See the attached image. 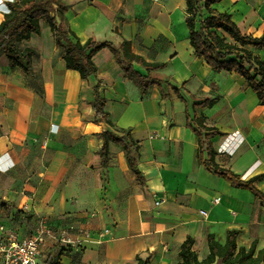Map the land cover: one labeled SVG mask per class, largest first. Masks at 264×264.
Instances as JSON below:
<instances>
[{"label":"crops","instance_id":"1","mask_svg":"<svg viewBox=\"0 0 264 264\" xmlns=\"http://www.w3.org/2000/svg\"><path fill=\"white\" fill-rule=\"evenodd\" d=\"M12 1L0 0V16ZM58 1L81 42L117 46L127 40L134 54L165 64L153 75L176 89L183 84L191 97L218 98L211 108L191 107L202 100L187 102L190 115L206 117L222 133L211 140L216 163L243 181L264 175V107L242 78L214 73L194 57L188 33L176 26L177 11L184 19L183 0ZM212 8L230 14L242 33L264 39V0H222ZM21 47L34 51L36 79L9 67L0 53V201L15 207H0V225L23 238L41 217L54 230L77 224L76 243L46 240L38 264L50 254L59 264H127L136 256L147 264H177L187 238L193 239L192 250L201 261L209 253L207 236L222 245L228 231L239 232L237 249L248 250L253 242L255 253L264 248V202L198 164L197 138L185 128L184 104L173 94L161 101L152 86L142 99L107 49L93 57L110 121L131 129L139 144L142 190L114 144L109 145V167L100 171L102 142L95 134L105 127L93 123L90 105L96 80L82 81L76 71L65 69L64 52L44 20L39 34ZM249 49L264 62L263 50ZM100 173L109 178L104 200L115 208L108 218L82 214L90 205L87 195L95 206L103 205L95 182ZM253 185L264 194V177Z\"/></svg>","mask_w":264,"mask_h":264},{"label":"trees","instance_id":"2","mask_svg":"<svg viewBox=\"0 0 264 264\" xmlns=\"http://www.w3.org/2000/svg\"><path fill=\"white\" fill-rule=\"evenodd\" d=\"M222 0H184V24L188 33V42L192 54L202 61L212 72L237 75L242 78L257 98L259 106L264 107V62L249 48L264 51V39L244 34L232 21L230 14L218 12L212 8ZM8 12L0 16V53L7 59L11 68H20L26 76L36 79L32 71V57L34 51L23 49L21 43L28 41L32 34H39L40 21L44 20L52 33L54 43L64 52L66 70L76 71L82 81L96 80L97 68L93 62L94 55L102 49H107L115 61L123 77L132 82L139 90L143 99L150 87L159 89L160 100L165 101L173 94L184 104L185 128L189 129L197 138L198 148L196 159L200 166L208 173L223 179L231 186L249 191L260 203L264 202V194L255 188L253 183L263 179L264 175L255 176L243 181L231 170L220 167L215 158L217 152L211 145V140L222 133L214 126H209L206 117L190 115L189 104L182 94L183 88H174L168 80L153 72L165 67L164 63H149L142 56L131 51L130 42L122 40L117 46L109 42H96L87 39L81 42L78 36L70 30L64 20L67 10L58 0H13L6 4ZM59 18V23L56 22ZM134 65L146 72L142 75ZM91 108L94 112L93 123L101 130L95 137L102 142L97 153L100 171L110 165L109 145L119 146L127 169L135 176L142 190L146 189L145 178L138 169L139 144L132 138L131 129H120L109 119L106 110L107 100L101 94L100 81L96 80L91 88ZM218 102V98H206L191 105L192 108H211ZM0 207L15 209L4 201ZM238 231H228L224 244H219L212 235L207 236L209 253L198 261L192 250L193 239L187 238L180 246L177 264H264V248L255 253L256 242L248 250L236 247ZM147 259L136 256L134 263L147 264ZM39 264H59L51 254Z\"/></svg>","mask_w":264,"mask_h":264},{"label":"built area","instance_id":"3","mask_svg":"<svg viewBox=\"0 0 264 264\" xmlns=\"http://www.w3.org/2000/svg\"><path fill=\"white\" fill-rule=\"evenodd\" d=\"M159 202L156 201L155 205ZM77 224H68L65 228L54 230L48 219L39 218L32 231L23 238L0 225V264H38L40 247L50 239L59 244H75L72 233Z\"/></svg>","mask_w":264,"mask_h":264},{"label":"rangeland","instance_id":"4","mask_svg":"<svg viewBox=\"0 0 264 264\" xmlns=\"http://www.w3.org/2000/svg\"><path fill=\"white\" fill-rule=\"evenodd\" d=\"M182 4H183V8L182 9H184V5H185L184 0H183ZM182 14H184L183 11H182ZM176 16H177V20H176L177 28H179L181 30H185V32L187 34V29H186L185 24H184V19L182 21L179 19V12L178 11H177V15ZM217 80H219V78H217ZM215 88H213L212 91H214ZM182 94H183L184 98L187 100L188 103H191L192 100L193 101H201V100L205 99V98H203L202 95H199L198 98H196V97H193V96L191 97L190 95L188 96L184 92H182ZM104 130L108 131V128L105 127ZM114 147L119 150L118 146L114 145ZM84 177L86 178L87 175L85 173H82V178H84ZM108 181H109V178H108L107 174L100 173V174L96 175V181H95L96 185L100 186V194H99V196H97V198L100 197L102 200H104V198H105V194H104L105 193V186H108ZM87 199H88L87 202L90 205H86V206H84L82 208V214H84V213H87V214L95 213L97 216H100V217L103 216V217L108 218L114 212V209H115L114 206L106 203L105 200L103 201V205L95 206L94 202H93V197L87 195ZM28 226L29 225L26 224V227H28Z\"/></svg>","mask_w":264,"mask_h":264},{"label":"water","instance_id":"5","mask_svg":"<svg viewBox=\"0 0 264 264\" xmlns=\"http://www.w3.org/2000/svg\"><path fill=\"white\" fill-rule=\"evenodd\" d=\"M56 22H57V23H59V22H60L58 17H56Z\"/></svg>","mask_w":264,"mask_h":264}]
</instances>
